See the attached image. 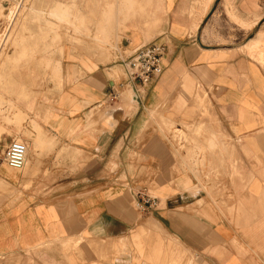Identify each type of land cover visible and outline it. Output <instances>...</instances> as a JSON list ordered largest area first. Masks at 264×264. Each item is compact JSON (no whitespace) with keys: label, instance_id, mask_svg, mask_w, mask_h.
<instances>
[{"label":"crops","instance_id":"crops-1","mask_svg":"<svg viewBox=\"0 0 264 264\" xmlns=\"http://www.w3.org/2000/svg\"><path fill=\"white\" fill-rule=\"evenodd\" d=\"M47 3L85 22L19 65L26 119L0 123V150L20 136L28 168L1 169L0 264H264V0ZM152 41L161 72L131 80Z\"/></svg>","mask_w":264,"mask_h":264},{"label":"rangeland","instance_id":"rangeland-1","mask_svg":"<svg viewBox=\"0 0 264 264\" xmlns=\"http://www.w3.org/2000/svg\"><path fill=\"white\" fill-rule=\"evenodd\" d=\"M36 1L39 2L35 3ZM47 1L48 0H24L22 8L12 21L7 19V13L4 11V7L0 6L2 11L0 12V123L2 122L15 127L19 134L23 130V121L26 117L17 111L14 98H29V95L25 93L24 85L17 82L23 76L25 70L24 67L19 65L29 62L32 54H34L32 51L35 49H40V47H43V49L47 47L50 48V45L62 42L63 37L61 30H63L64 24L66 27L71 26L74 33H78L80 32L79 29L83 28L85 22L84 20L76 18L72 20H60L55 18L53 15L54 10H52L50 14L48 12L49 4ZM75 1L76 0H71V4H68V6L72 7V13L79 12V5L74 3ZM73 17H76L75 14H73ZM49 18L52 19L50 29L48 28L49 23L47 21ZM53 19L57 22V25H54ZM37 54H40V51H37ZM41 54H46V51H43ZM31 124L33 126V123ZM181 124L187 129H190L188 124ZM174 126L175 124L172 122H163V127L166 128L168 132H172ZM33 129L36 128L33 126ZM3 130L4 128L0 126V132ZM173 132L174 137L186 141L185 145L181 144L179 148L189 152L191 149L188 144L192 142V138L189 134H185L181 131ZM24 135L27 137L31 136L28 131L24 132ZM14 138H17L15 143L20 145L23 143L20 136H15ZM2 150L3 149L0 150V173L5 170L12 175L26 173L28 163H26L25 167L21 170L12 169L4 162ZM28 153L29 152L26 151V155ZM26 185L27 184H25V186ZM10 191V194H16V190L11 189ZM82 240V238H78L68 242H62V251L64 253L69 251H80L79 244Z\"/></svg>","mask_w":264,"mask_h":264},{"label":"built area","instance_id":"built-area-1","mask_svg":"<svg viewBox=\"0 0 264 264\" xmlns=\"http://www.w3.org/2000/svg\"><path fill=\"white\" fill-rule=\"evenodd\" d=\"M0 2L7 13V19L11 21L16 18L24 4V0H0ZM165 51V45L158 41L137 47L126 60L128 77L142 84L149 83L161 72V59ZM116 96L117 93L114 92L111 99H115ZM3 155L4 162L12 169L21 170L26 165V146L23 143L21 145L17 143L9 145L4 150ZM137 197L136 206L141 212H146L158 204L155 197L143 192H138Z\"/></svg>","mask_w":264,"mask_h":264},{"label":"bare ground","instance_id":"bare-ground-1","mask_svg":"<svg viewBox=\"0 0 264 264\" xmlns=\"http://www.w3.org/2000/svg\"><path fill=\"white\" fill-rule=\"evenodd\" d=\"M126 4H127V3H126ZM56 9H57V8H56ZM135 9H136V8H135ZM57 11H59V10L57 9ZM60 11H61V10H60ZM59 13H60V16L63 17V15L61 14V12H59ZM137 13H138V12H137Z\"/></svg>","mask_w":264,"mask_h":264}]
</instances>
